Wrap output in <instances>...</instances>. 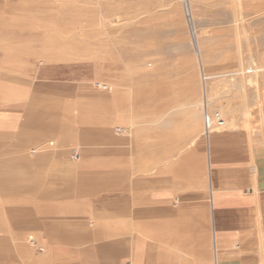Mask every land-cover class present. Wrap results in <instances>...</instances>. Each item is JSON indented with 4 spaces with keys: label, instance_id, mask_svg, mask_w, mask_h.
<instances>
[{
    "label": "crops",
    "instance_id": "obj_1",
    "mask_svg": "<svg viewBox=\"0 0 264 264\" xmlns=\"http://www.w3.org/2000/svg\"><path fill=\"white\" fill-rule=\"evenodd\" d=\"M37 84L0 80V264H264V152L248 138H206L191 188L188 157L159 164L157 142L114 139L98 111L80 127L77 95Z\"/></svg>",
    "mask_w": 264,
    "mask_h": 264
},
{
    "label": "rangeland",
    "instance_id": "obj_2",
    "mask_svg": "<svg viewBox=\"0 0 264 264\" xmlns=\"http://www.w3.org/2000/svg\"><path fill=\"white\" fill-rule=\"evenodd\" d=\"M6 78L76 94L80 127L98 111L114 139L122 128L143 147L157 142L159 164L188 157L196 188L204 165L207 174L205 101L226 123L212 136L239 133L264 152V0H0ZM13 223L18 236L21 214ZM36 237L22 233L31 255Z\"/></svg>",
    "mask_w": 264,
    "mask_h": 264
},
{
    "label": "built area",
    "instance_id": "obj_3",
    "mask_svg": "<svg viewBox=\"0 0 264 264\" xmlns=\"http://www.w3.org/2000/svg\"><path fill=\"white\" fill-rule=\"evenodd\" d=\"M103 90H108V86L104 85L102 86ZM204 124H205V132H211V130L213 129V127H224V121L222 120V118L219 116V114H216L214 116V118L212 117V119L209 116H205V120H204ZM127 133V131L125 129L122 128H117L116 129V134L117 135H123ZM79 157V153L78 151H73V159L76 160Z\"/></svg>",
    "mask_w": 264,
    "mask_h": 264
},
{
    "label": "bare ground",
    "instance_id": "obj_4",
    "mask_svg": "<svg viewBox=\"0 0 264 264\" xmlns=\"http://www.w3.org/2000/svg\"><path fill=\"white\" fill-rule=\"evenodd\" d=\"M110 89V88H109ZM110 91V90H109ZM204 104H206V105H204V106H206V109H205V116L207 115V116H209L211 119H212V116H211V114H210V112H209V110H208V106H207V102L205 101V103ZM205 116H204V120H205ZM219 116L221 117V115L219 114ZM222 118V117H221ZM223 120V119H222ZM224 121V120H223ZM226 125V123H225V121H224V126ZM214 128L215 127H213V129L211 130V132H207V134H206V138L208 139V138H210V137H212V135L211 134H213L214 133Z\"/></svg>",
    "mask_w": 264,
    "mask_h": 264
}]
</instances>
